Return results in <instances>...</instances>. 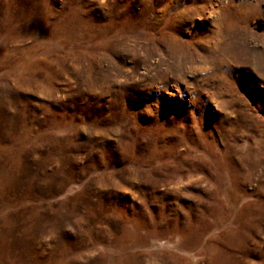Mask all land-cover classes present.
Returning <instances> with one entry per match:
<instances>
[{
    "label": "rangeland",
    "instance_id": "374dc122",
    "mask_svg": "<svg viewBox=\"0 0 264 264\" xmlns=\"http://www.w3.org/2000/svg\"><path fill=\"white\" fill-rule=\"evenodd\" d=\"M0 264H264V0H0Z\"/></svg>",
    "mask_w": 264,
    "mask_h": 264
}]
</instances>
